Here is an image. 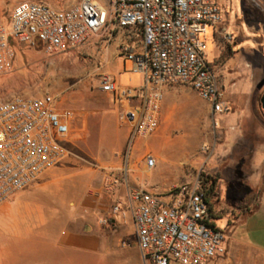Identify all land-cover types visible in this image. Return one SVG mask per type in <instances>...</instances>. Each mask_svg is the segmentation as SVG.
Segmentation results:
<instances>
[{"label":"built area","instance_id":"built-area-1","mask_svg":"<svg viewBox=\"0 0 264 264\" xmlns=\"http://www.w3.org/2000/svg\"><path fill=\"white\" fill-rule=\"evenodd\" d=\"M223 21L218 0H80L67 10L22 1L13 9L9 29L0 25V75L14 66L16 49L10 38L27 49H34L38 40L48 57H70L94 38L109 42L116 30L141 37V51L122 50L133 65L131 72L141 75L140 86L122 87L107 74L99 81L118 125L127 131L129 153L136 141L158 129L168 88L189 87L212 116L229 112L204 42L207 27L216 30ZM81 132L78 113L60 108L58 97L50 93L0 100V206L59 165L69 154L67 145ZM145 164L153 169L154 157L146 156ZM206 175H189L162 196L132 189L126 201L113 202L109 218L101 223L124 221L130 213L143 264H208L225 257L227 234L216 225L205 197ZM117 185L118 175L110 172L102 191L110 196Z\"/></svg>","mask_w":264,"mask_h":264},{"label":"crops","instance_id":"crops-1","mask_svg":"<svg viewBox=\"0 0 264 264\" xmlns=\"http://www.w3.org/2000/svg\"><path fill=\"white\" fill-rule=\"evenodd\" d=\"M22 1L41 2L56 10L71 9L80 2V0H9L6 9L7 20L0 21V25L5 29H9L13 9ZM9 41L16 49L13 68L18 55H26V52L42 53V50L27 49L11 38ZM256 41L258 46L254 45L253 49L234 52L232 47H236L240 42L236 37L229 48L231 59L220 63L216 71L223 101L229 106V112L223 115L238 112L240 119L238 133H235L237 128L233 124L227 130L218 132L215 129L217 123L213 127L214 135L218 136L214 138L211 157L214 162L213 170H216L214 175L218 176V196L212 198L211 206L216 219L227 220L224 227L227 234V253L225 257L214 259L208 264H264V236L261 235L262 238L258 241L248 235L239 236L235 233L240 225L259 211L264 216V110L259 105L260 96L264 93V85H261L264 83V38ZM215 48L217 50L216 44ZM123 49L141 51L142 38L131 36L126 29L116 30L109 42L99 38L90 40L81 48L79 55L86 54L101 65L106 63L107 67L102 73L113 76L120 85V78L126 73L119 68V61L125 59L122 55ZM235 57L238 59V65L234 62ZM217 59L218 56L214 60ZM240 66L249 71V79L248 77L244 79L239 74ZM132 67L131 63L129 74ZM108 103L106 108L99 111H76L82 131L86 127L91 129L92 125H96L98 143L107 153L105 159L109 160L102 173L91 175V186L94 187L92 195L75 202L71 214L63 221H52L54 219L39 215L35 218L30 216L31 212L39 213L44 209V205L31 197L49 193L47 185L29 187L18 193L12 200L15 210L7 217V223L11 225L10 230L0 233L3 237H0V240H5L4 253L0 254V264H143L136 244L131 214L128 213L124 221L116 218V221L111 220L109 226H104L101 222L106 219L105 215L109 218L110 214L105 201L108 198L113 202L116 199L126 201L129 191L138 188L162 196L167 191L170 177L168 173L164 175L160 173L164 178L160 182L157 181L156 171L144 172L146 164L141 165L140 169H132V165L126 162L121 169L119 158H114L115 151L120 149L108 138L112 117L119 127L109 96ZM204 107L212 116L206 103ZM218 116L221 115L212 116V119L216 121ZM161 122L160 115L159 125ZM124 131L126 139L127 131L125 129ZM151 151L150 156L155 158L156 166L159 153L154 148ZM110 172L118 175V185L112 195L102 198V182ZM238 205L245 207L248 212H241L237 209ZM227 208L231 210L227 211ZM220 211L224 216L219 217ZM235 212L239 215L237 216ZM119 223H128L130 229L126 234L127 239L124 237L118 239L122 247L115 249L108 245L107 238L111 233L118 232Z\"/></svg>","mask_w":264,"mask_h":264},{"label":"rangeland","instance_id":"rangeland-1","mask_svg":"<svg viewBox=\"0 0 264 264\" xmlns=\"http://www.w3.org/2000/svg\"><path fill=\"white\" fill-rule=\"evenodd\" d=\"M8 2L9 0L0 2V21L7 20ZM218 2L224 21L216 30L207 27L204 40L206 60L215 72L220 63L231 59L229 48L236 37L240 42L236 47H232L234 52L253 49L254 45L258 46L256 40L264 38V0H218ZM42 49L41 42L37 41L34 50ZM217 56L218 59L214 60ZM234 62L236 65L239 64L237 57ZM130 66V60L119 61V68L126 71L120 78L119 83L122 87H138L141 84L140 74L128 73ZM106 67V63L103 65L95 63L94 59L86 54L48 57L43 52L40 54L26 52V55H18L15 67L9 74L0 75V100L50 93L58 97L62 109L99 111L109 104L108 95L99 88L100 78L104 75L102 70ZM238 71L242 78L249 79V71L243 66H240ZM204 105L205 102L189 87L168 88L161 108V124L153 135L136 141L129 153L125 131L117 126L115 118L112 117L108 138L120 149L115 151L114 158H119L121 169L126 162L132 165V169H140V166L145 164L146 156L152 155L151 149L154 148L159 154L156 166L151 171H156V180L159 182L164 178L160 173L161 175L168 173L170 177L168 188L182 183L189 175L199 176L202 172L216 173L211 157L214 138L218 136L214 135V120ZM239 119L238 112L218 116L215 129L217 132L227 130L233 124L237 128L235 133H238ZM98 140L96 125H92L91 129L86 127L74 143L67 145L69 152L67 157L31 186L47 185L50 191L31 197L45 206L39 213L31 212V217L39 215L54 219L52 221H63L71 214L75 202L92 195L94 187L91 186V175L102 173L106 162L109 161L105 159L107 153L99 145ZM144 172L149 173L146 165ZM101 195L102 198L107 196L103 191ZM105 202L110 211L113 200L108 198ZM12 203L11 201L0 206V233L10 230L11 225L7 223V217L15 210ZM230 210L227 208V211ZM235 214L239 215L237 212ZM222 216L224 214L220 211L219 217ZM226 222L224 218L217 219L216 225L224 229ZM119 227L118 232L111 233L107 238L108 245L115 249L122 247L118 239L121 237L127 239L126 234L130 229L128 223H119ZM235 233L239 236L248 235L253 240L260 241L261 235L264 236V216L259 211L240 225ZM4 244L5 240L1 239L0 254L4 253Z\"/></svg>","mask_w":264,"mask_h":264},{"label":"trees","instance_id":"trees-1","mask_svg":"<svg viewBox=\"0 0 264 264\" xmlns=\"http://www.w3.org/2000/svg\"><path fill=\"white\" fill-rule=\"evenodd\" d=\"M203 189L205 197L211 201L212 198H217L218 196V176L214 175V173L207 174L204 178ZM241 212H248L245 207H241V205L237 206ZM111 223V222H110Z\"/></svg>","mask_w":264,"mask_h":264},{"label":"water","instance_id":"water-1","mask_svg":"<svg viewBox=\"0 0 264 264\" xmlns=\"http://www.w3.org/2000/svg\"><path fill=\"white\" fill-rule=\"evenodd\" d=\"M261 85H264V83H262ZM259 105H260L261 109L264 110V93H262V95L260 96Z\"/></svg>","mask_w":264,"mask_h":264}]
</instances>
